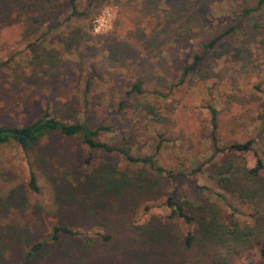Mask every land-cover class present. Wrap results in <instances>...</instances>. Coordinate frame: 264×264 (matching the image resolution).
I'll return each mask as SVG.
<instances>
[{"label": "rangeland", "instance_id": "rangeland-1", "mask_svg": "<svg viewBox=\"0 0 264 264\" xmlns=\"http://www.w3.org/2000/svg\"><path fill=\"white\" fill-rule=\"evenodd\" d=\"M82 2L76 11L86 14L67 20V0H53L52 11L44 0H0V126L28 124L47 110L99 129V142L152 157L165 173L56 132L27 152L0 145V264H260L264 174H243L248 156H212L206 109L217 110L220 144L252 139L264 161V32L249 31L238 15L255 0H205L187 25L191 35L162 42L151 39L156 14L142 0ZM238 21L225 36L238 56L204 60L180 79L199 42ZM116 46L124 53L113 56ZM135 78L141 96L125 97ZM230 163V179L219 182L216 172ZM168 195L196 208L184 207L190 225L168 219ZM198 215L213 220L215 234L230 232L226 242L195 233ZM59 226L71 235H54ZM187 229L188 250L181 245Z\"/></svg>", "mask_w": 264, "mask_h": 264}, {"label": "trees", "instance_id": "trees-1", "mask_svg": "<svg viewBox=\"0 0 264 264\" xmlns=\"http://www.w3.org/2000/svg\"><path fill=\"white\" fill-rule=\"evenodd\" d=\"M83 0H67L66 6L68 9L67 20L77 18L86 14L85 11L78 12L77 8L80 7ZM85 1V0H84ZM44 2L51 4H45L46 7L52 11L55 5L52 4L53 0H44ZM205 0H142V9L149 11L152 14H156L152 19V36L156 42H162L169 37H175L181 39V35H191L192 32L187 25H191L194 20L200 17V9L203 8ZM84 5V4H83ZM90 3H85L82 8H88ZM45 8L44 4L42 5ZM159 14V16L157 15ZM239 18L245 23V27L249 31L255 33L264 32V0H255V5L253 8H243L238 13ZM240 20V21H241ZM228 26L223 32L217 35H212L207 39L199 42L198 50L194 52L190 58V63L185 65L181 70L180 79H183L187 74L191 73L193 70L198 69L199 65L204 60L218 59L222 56L231 55L232 57H237L240 52L239 46H232L231 42L225 38L226 35L233 33L239 27V23ZM189 23V24H188ZM187 26V27H186ZM185 30L182 31V28ZM231 35V34H230ZM70 39V36H69ZM122 46V45H121ZM122 47H114L111 54L114 56L116 53H124L121 51ZM114 52V53H113ZM142 84L143 81L140 78H135L130 84L129 90L125 93V97L130 95L141 96L142 94ZM123 101H119V107L123 105ZM147 104L144 106H136V110L141 108L147 110ZM206 109L209 113V123H210V143L212 146V156L219 153L237 154L242 156H248V164L246 170H244V175L249 174L251 177L264 174V161L257 151L253 148V140L247 139L240 142H232L227 144H220L215 135V121L217 119V110L211 105H207ZM146 114L151 113L146 111ZM144 114V115H146ZM261 123V134L264 133V108L260 116ZM99 129H90L83 123H64L52 117L47 110H44L42 115L33 120L32 122L22 125V126H0V145L13 143L21 151L27 152L28 148L33 145L42 136L46 135L48 132H56L62 136L66 137H76L78 138L89 151L97 149L106 154L115 153L120 156L126 163L135 164L141 163L148 165L156 171L165 173V170L154 167V161L152 157H139L131 154V150L125 146H115L112 144L99 142L96 140ZM160 141H165V138L158 135ZM157 149V147H156ZM232 164L224 167L223 170L216 172L220 175L219 182L228 181L231 176ZM198 169V168H197ZM168 176V173H166ZM229 175V176H228ZM28 186L32 191H36L35 186V176L31 166L28 168ZM169 177H171L169 175ZM181 206L177 201L168 195L165 199L164 206L167 210V217L170 220H181L184 225H190L194 220L193 216L185 214L184 207L189 210L196 209L189 202L185 201ZM147 209V208H146ZM189 213V212H188ZM198 227L194 231L195 233H201L202 236L210 243L223 244L230 232H223L221 235H217L213 232L214 225L213 220L208 222L198 215ZM53 234L58 232H63L71 235L68 229L61 226L55 227L52 230ZM106 241L105 237H102ZM194 236L189 229L186 230L185 234L181 237V245L184 249L188 250L193 245ZM237 241V240H236ZM255 246H257V255L259 258V263L264 264V242L256 241ZM251 264V263H248Z\"/></svg>", "mask_w": 264, "mask_h": 264}]
</instances>
